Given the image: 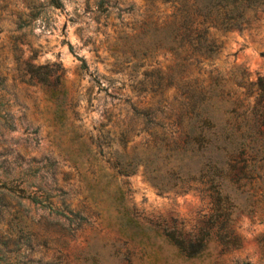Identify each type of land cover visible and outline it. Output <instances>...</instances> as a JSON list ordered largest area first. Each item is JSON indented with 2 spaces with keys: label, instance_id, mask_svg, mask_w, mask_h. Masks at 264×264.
<instances>
[{
  "label": "rangeland",
  "instance_id": "rangeland-1",
  "mask_svg": "<svg viewBox=\"0 0 264 264\" xmlns=\"http://www.w3.org/2000/svg\"><path fill=\"white\" fill-rule=\"evenodd\" d=\"M258 76L264 0H0V264H264V187L171 174L246 134Z\"/></svg>",
  "mask_w": 264,
  "mask_h": 264
},
{
  "label": "trees",
  "instance_id": "trees-1",
  "mask_svg": "<svg viewBox=\"0 0 264 264\" xmlns=\"http://www.w3.org/2000/svg\"><path fill=\"white\" fill-rule=\"evenodd\" d=\"M205 20L204 17L200 19V22ZM205 28V26H203ZM207 45L208 54L214 50V47L209 43ZM252 83L250 82L246 87L244 94H248L251 91ZM256 88L259 90L255 101L252 106L253 114H256L257 117L253 121V125L246 126V134L239 137L234 144L230 145L229 148L223 150L220 157H210L207 156L205 161L201 163L198 168V174L195 175L194 172L190 169H183L180 162L171 166V174L173 176L172 184L178 182V180H183L184 174L186 180L197 179L199 183H204L202 190L208 189L210 195L219 200L221 192L224 190V181H229L234 183L235 187L246 186V191L249 195L255 194L256 189H262L264 187V77L258 76L256 81ZM171 124H181V121H170ZM187 126L186 133L184 134V140L186 142H192L195 145L191 146V150L201 147V143L204 141L211 140L210 134L206 132V128L202 125H197V127L188 122L185 123ZM226 127L224 126V129ZM224 138L231 135L230 130H225ZM212 135V134H211ZM250 136L249 141L246 140V136ZM213 137V136H212ZM218 137L217 135L215 136ZM213 140L215 138L213 137ZM196 142V143H195ZM249 142H254L253 145H249ZM181 152L187 150V143L183 141V144L177 143ZM219 146V145H218ZM175 147V146H174ZM170 154H173L175 150L168 151ZM182 159V155L178 157ZM258 162V163H256ZM259 179V183H255L254 180ZM158 188L161 190L163 185L158 184ZM188 186V185H186ZM185 186L180 185V188ZM214 206H217L212 204ZM167 233L170 235L173 243L177 245L185 254L196 253L197 250H200L204 245L203 233L201 234H192L187 235L186 237L178 235L175 233L174 228L168 230ZM239 264H251L248 261H240Z\"/></svg>",
  "mask_w": 264,
  "mask_h": 264
}]
</instances>
